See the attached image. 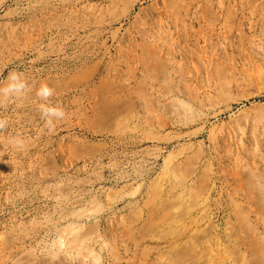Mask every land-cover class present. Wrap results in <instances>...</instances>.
<instances>
[{
	"label": "rangeland",
	"instance_id": "1",
	"mask_svg": "<svg viewBox=\"0 0 264 264\" xmlns=\"http://www.w3.org/2000/svg\"><path fill=\"white\" fill-rule=\"evenodd\" d=\"M13 72L0 264H264V0H0Z\"/></svg>",
	"mask_w": 264,
	"mask_h": 264
},
{
	"label": "clouds",
	"instance_id": "2",
	"mask_svg": "<svg viewBox=\"0 0 264 264\" xmlns=\"http://www.w3.org/2000/svg\"><path fill=\"white\" fill-rule=\"evenodd\" d=\"M22 73H10L9 80L10 83L0 89V93L4 96H21L25 94L27 91H30V87L25 80L22 79ZM54 94V89L49 87L47 84H42L40 88L37 90L36 95L42 99L43 101H47L49 103H42L39 106V110L41 113V118L44 119L45 125L49 128L50 131L54 130V119H63L65 117L64 109L58 104L55 106L50 105V97ZM7 127V120L0 119V130H3ZM14 144L17 147L23 146V141L19 138H16ZM93 264H102V257L93 254Z\"/></svg>",
	"mask_w": 264,
	"mask_h": 264
}]
</instances>
